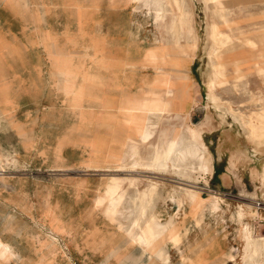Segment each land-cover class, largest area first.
<instances>
[{"label":"rangeland","instance_id":"obj_1","mask_svg":"<svg viewBox=\"0 0 264 264\" xmlns=\"http://www.w3.org/2000/svg\"><path fill=\"white\" fill-rule=\"evenodd\" d=\"M142 1L0 0V28L10 19L15 51L42 65L14 79L15 103L1 97L0 264H264V147L245 136H264V0ZM38 23L58 75L24 36ZM156 80L153 104L186 83L183 113L157 104L144 140ZM173 127L198 134L204 163L149 168Z\"/></svg>","mask_w":264,"mask_h":264},{"label":"bare ground","instance_id":"obj_2","mask_svg":"<svg viewBox=\"0 0 264 264\" xmlns=\"http://www.w3.org/2000/svg\"><path fill=\"white\" fill-rule=\"evenodd\" d=\"M141 3H142V5L148 4L147 0L146 1L143 0ZM215 15L218 16V18H222L221 24L228 25V21L225 19V17H222L223 8H221V7L217 8ZM216 25H215V27H216ZM185 26H186V22L184 20L180 21V29H182ZM211 31H212V29H211ZM159 52L160 51L158 49L157 50H154V49L149 50L147 57L148 56H156V55H158ZM221 69L222 68H219L216 70L214 69L215 70L214 75H217L219 73H222V75H223L224 72H223V70L221 71ZM186 87H187L186 83L180 82L179 85L176 86L175 83L169 82L167 84V82H166V85L163 87V89H164L163 92L161 94L157 95V98H156V100H154V104H153V101H150L149 97L152 95L154 90L161 88L160 81L156 80L154 82V84L152 85L150 92L146 93L145 98L140 99V102L138 103V106H139L138 110L142 111L144 114V117H142V119H140V121L142 120L144 125L141 126L140 129H138V132H141V135H142L144 140H149V137L151 136V132H152L151 131V127H152L151 125H153L152 124L153 118L155 121H158L160 119V116L163 115V114H158V115L154 114V112L160 111L158 109H153V107H155V108L157 107V104H160L162 106V108H164V111H166V113H168V114L174 113V115H179V114L183 113L182 111L179 110L180 101H176V100L177 99L181 100L180 94H181V92H183V90H186ZM154 93H156V91ZM127 104L129 106L128 109L130 110V108L132 106V100H128ZM129 119H130V117L126 118L124 121V124L126 126L131 124V122H129ZM170 126H172V125H170ZM181 130H179L178 128H175V127L171 128L167 133L165 132V130H163V131L160 130L159 133H160V135H162V138H158V139H159V142H162V145H163L162 150L160 153H158L155 156L154 160L155 159L156 160L152 165H149V168H154L160 162H163L166 165L172 164L173 166L178 167L179 171H181L182 162L186 159L195 161L199 164L205 162L204 158H205V154L207 152L205 153L206 150H204V146L201 143V141H202V140H200L201 138L198 136V134L196 132L188 130L186 132V134L188 135L189 139L185 138L183 136H181V138L178 139V136L180 135ZM245 132H246L245 136L247 138V141L250 143H255L258 145L257 146L254 144L256 147L255 150H257L261 147H264V136L260 135L258 133L257 129H251L248 131L245 130ZM164 140H166L165 143H164ZM128 168H134V165L132 167H128ZM263 174H264V172H263ZM153 186H151V191H153V189H154ZM263 189H264V179H263ZM147 207H149V206H147ZM147 211L149 212V209H147ZM254 248L257 249L256 246Z\"/></svg>","mask_w":264,"mask_h":264},{"label":"crops","instance_id":"obj_3","mask_svg":"<svg viewBox=\"0 0 264 264\" xmlns=\"http://www.w3.org/2000/svg\"><path fill=\"white\" fill-rule=\"evenodd\" d=\"M24 10H26V8ZM27 10H28L29 16H33V17L37 16L34 13L35 9H27ZM9 11H6V12H9ZM3 12H5V11H3ZM14 15H16V14H14V13L11 15L8 14L7 16H14ZM23 15H25V14H23ZM25 21H26V18H25ZM7 22L9 24V25L7 24V26L10 27V24L12 21L10 19H8ZM8 27H6L7 28L6 30L0 28V42H2V45H3V47H2V45L0 44V104H1V97L3 95H7L10 98L11 102H13V103L16 102L15 97H16L17 91L12 89V84L14 82V79L24 78V80L27 81V80H30V76H28V74H30V75H31V73L37 74V73L42 71V65H41L40 59H36L34 62L31 63V62L27 61V59H23L22 58L23 55L21 53L15 51L16 47L14 45V42L16 40H19V39L16 38V36L14 35V32L11 29H9ZM23 27H25V26H23ZM38 28H39L38 31H35L34 29H32V32H27L28 34H26L24 36H25V38L27 37V35L29 36L28 42L30 44L37 43V42L43 44L46 51L48 52V53L46 52L47 53V60H46L47 64L46 65H48V67H47L48 71L50 73H54V74L58 75L59 73L56 71L58 69L54 68V65H53L54 61H52V59H51V56L55 55V51H57L56 49H52V48H58V47H56L52 43L49 30L41 29L39 23H38ZM47 35L49 38L46 37ZM5 42H8V43H5ZM3 48L7 49L9 54L11 52L12 53L14 52L13 55L17 56L21 60L20 63L22 66L16 68L14 63L10 62L9 59L6 58L7 57L6 54H8L6 51H5V54L3 55ZM24 52H26V51H24ZM63 62L66 65H70V62L67 58L63 57ZM54 64H56V62H54ZM57 64H59V63H57ZM22 74H24V77L22 76ZM0 111H2V112L5 111L2 107V105H0ZM13 139H14L12 141L13 143H17V142L24 143L21 140V137L18 135H14ZM0 148L3 149L1 147V144H0Z\"/></svg>","mask_w":264,"mask_h":264},{"label":"built area","instance_id":"obj_4","mask_svg":"<svg viewBox=\"0 0 264 264\" xmlns=\"http://www.w3.org/2000/svg\"><path fill=\"white\" fill-rule=\"evenodd\" d=\"M2 153V150L0 148V155ZM10 165L8 162L4 161L3 159H0V175H5V173L8 172L7 166Z\"/></svg>","mask_w":264,"mask_h":264}]
</instances>
